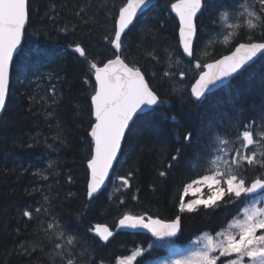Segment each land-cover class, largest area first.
I'll return each mask as SVG.
<instances>
[{"label":"trees","instance_id":"trees-1","mask_svg":"<svg viewBox=\"0 0 264 264\" xmlns=\"http://www.w3.org/2000/svg\"><path fill=\"white\" fill-rule=\"evenodd\" d=\"M126 2L28 0L25 42L13 64L8 104L0 122V264H56L59 258L49 255L56 232L72 234L65 223L79 234L75 256L81 264L93 258L97 264L100 259L115 264L116 258L146 246L151 239L118 233L104 243L88 231L96 224L115 229L125 214L164 221L179 215L178 242L184 244L200 234L224 230L246 205L241 198L220 201L215 209L179 211L184 186L207 174L197 166V153L205 150L210 133L228 128L236 139L243 129L233 131L229 121L247 123L257 117L264 104V56L203 104H193L189 97L191 85L202 72L197 62L203 66L240 43L264 41V34L256 31L249 38L241 29L231 42L222 36L218 41L215 35L221 28L212 23L216 8H205L197 21L194 57L188 60L179 42V21L170 7L175 0H159L123 37V59L141 68L165 103L155 113L135 120L112 179L89 201L87 161L93 148L89 133L96 87L89 65L100 66L114 58V49L104 37L111 38L114 17ZM211 2L218 6L221 0ZM236 3L239 6L241 0ZM76 44L85 49L86 58L71 50ZM166 71L175 76H165ZM180 72L185 75L181 77ZM186 130L192 132L190 145L178 139ZM177 147L182 148V157L172 162ZM169 163L175 166L168 169ZM161 171L168 174L161 177ZM261 174L264 168L259 167L247 173L249 179ZM122 176L129 179L128 187L122 186ZM25 210L33 213L32 219L23 215ZM49 224L55 227L49 229Z\"/></svg>","mask_w":264,"mask_h":264},{"label":"snow or ice","instance_id":"snow-or-ice-1","mask_svg":"<svg viewBox=\"0 0 264 264\" xmlns=\"http://www.w3.org/2000/svg\"><path fill=\"white\" fill-rule=\"evenodd\" d=\"M150 3L151 0H127L119 7L118 15L114 17L111 38L104 37L114 49V58L108 59L102 67L95 62L89 65L94 73L96 85L91 96L95 122L89 133L94 147L87 161V168L90 170L87 197L90 200L100 190L113 167V162L117 160L122 140L133 118L139 119L137 114L143 112L145 106L151 107V111L155 113L156 109L165 103L149 85L141 68L135 65L130 67L122 58V37L127 35L125 30L132 24L137 13L147 8ZM170 7L179 18V42L183 46V53L189 57H194L193 38L198 31L196 17L198 13L202 15L205 8H216V18L212 23L218 24L223 30L225 42L237 38L241 29L246 31L249 38L256 31L264 34V0H255V3L241 0L239 6L236 0H221L218 6L213 5L211 0H175ZM28 23V0H0V111L4 110L10 91L14 54L19 56L22 53L21 42ZM74 51L80 57L86 58L85 49L80 44L75 45ZM258 54L264 56V41L250 40L248 43H240L231 55L203 65L208 71H203L192 85L189 97L191 103L203 104L215 89L226 86V80L246 71L247 66ZM153 59L156 57L153 56ZM195 66L202 67L199 62ZM164 75L175 76V73L166 71ZM179 75L183 77L185 74L180 72ZM175 91L180 92L179 89ZM171 119L175 121L176 117L173 115ZM229 128L233 131L242 128L243 131L239 132L236 139H232L233 133L229 132L228 128H216L210 133L205 150L197 153V166L204 168L207 174L200 175L186 184L183 192L187 195L192 190L193 195L199 194L201 198L185 203L181 197L179 211L191 213L201 205L207 209H215L220 207V201L232 203L243 198L247 202L242 210L243 218L234 219L227 230L217 232L215 237L207 236L206 243L189 255L166 261L165 264H217L220 257L233 256L234 258L227 260V264H245V258L247 264H264V174L252 179L247 175L252 167L264 168V104L261 105L257 117L247 123L229 121ZM178 139H181L183 144L190 145L192 132L186 130L182 138ZM181 157L182 148L177 147L171 161L178 162ZM174 166V163H169L167 168ZM167 174L166 171L159 173L161 177ZM119 179L122 186H129L127 177L122 176ZM204 188L207 189L206 198H203ZM225 197L228 199L225 200ZM40 211V208L36 209L37 213ZM23 215L29 219L33 218V213L28 210H25ZM119 225L144 228L157 241L170 242L181 229V217L177 215L168 222L159 218L125 214ZM53 227L55 225H48L49 229ZM64 227L72 234L56 232L50 258L58 257L56 264H81V260L75 256L79 234L67 223ZM88 231L94 232L99 240L105 243L113 235L106 226L97 225ZM153 246L160 245H149V248ZM89 247L95 251L93 245ZM145 251L137 248L131 255L116 258L115 264H133ZM89 264H97L96 259H91ZM99 264H105L104 260L100 259Z\"/></svg>","mask_w":264,"mask_h":264},{"label":"water","instance_id":"water-1","mask_svg":"<svg viewBox=\"0 0 264 264\" xmlns=\"http://www.w3.org/2000/svg\"><path fill=\"white\" fill-rule=\"evenodd\" d=\"M158 2H159V0H151V3L148 5L147 8L143 9V11L138 12L137 15L133 18V22H132V24H130V25H129V28L125 30L126 33H128V31L130 30V28L134 26V24L136 23V21L138 20L139 17H141L143 14L147 13V12H148L152 7H154ZM172 13H173V15L177 18V20L179 21V18L176 16V14H175L173 11H172ZM199 17H200V14L198 13V14H197V17H196V21H195L196 24H197V21H198V18H199ZM27 28H28V25L26 26V30H27ZM25 32H26V31H25ZM197 33H198V31H197ZM122 39H123V37H122ZM196 41H197V35L193 38V45H194V48H195ZM24 42H25V34H24V36L22 37V42H21V44H22V48H23V46H24ZM256 42H258V41H256ZM243 43H245V42H243ZM238 45H239V44H238ZM238 45H237V46H238ZM237 46H236V47H237ZM236 47L233 49L232 52H230V53H228V54H226V55H224V56L231 55V54L235 51ZM181 49H182V51H183V46H182V45H181ZM71 50H72L73 52H75V51H74V48H71ZM75 53H76V52H75ZM77 54H78V53H77ZM78 55H79V54H78ZM184 55H185V57H186L188 60H192V59H193V57H189V56H187L186 53H184ZM16 57H17L16 54H14V61H15ZM222 57H223V56H222ZM222 57H220V58H218V59H221ZM260 57H261V55L258 54L257 57L254 58V61H253V62H250V65H249V66H251V65H253L255 62H257V61L260 59ZM81 58H84V57H81ZM218 59H217V60H218ZM14 61H13V64H14ZM215 61H216V60H215ZM215 61H212V62H209V63H214ZM125 62H126V61H125ZM126 63H127V62H126ZM102 66H103V65H101V66H99V67H102ZM129 66H130V65H129ZM249 66H247V67H249ZM130 67H131V66H130ZM12 68H13V65H12ZM12 68H11V72H10V87H11ZM203 71H208V69H207L206 67H203ZM203 71H202V72H203ZM199 76H200V75H199ZM199 76H198L197 79H199ZM237 76H238V75H237ZM237 76L231 77V78H229L228 80H226V81H225V85H226V86L229 85V84H230V83H231V82H232ZM145 78H146V80H147L146 75H145ZM197 79H196V80H197ZM196 80L194 81V83H193L192 85L195 84ZM94 81H95V76H94ZM147 81H148V80H147ZM148 83H149V82H148ZM149 85H150V84H149ZM192 85H191V87H192ZM223 88H224V87H223ZM220 89H222V88L215 89V90L213 91V93L216 92V91H218V90H220ZM9 92H10V91H9ZM8 99H9V95H8V97H7V99H6V104H5V108H4V110H3V111H0V122H1V120H2V117H3L4 113H5V110H6V107H7V104H8ZM152 107H155V106H152ZM148 112H151V107H149V106H145L144 111L141 112V113H138L137 115L140 116V115H143V114L148 113ZM93 119H94V121H95L94 115H93ZM136 119H137L136 117L133 118V121H131L130 124H129V128L126 130L125 137H124V139L122 140L121 151H120V152L118 153V155H117V160L113 162V167L109 170V174H108V176L106 177L104 184L101 186L100 190H99L96 194H94V197H93L91 200L88 198L89 201H92L93 199L97 198V197H98V196H99V195L105 190L106 185H107V184L109 183V181L111 180V178H112V176H113V173H114V170H115V168H116V165H117V163H118V161H119V159H120V156H121V153H122V150H123V146H124V142H125L126 136H127L128 132H129V130H130V128L132 127V125H133V123L135 122ZM90 137H91V136H90ZM91 139H92V138H91ZM93 147H94V144H93ZM89 179H90V170H89ZM98 225H99V226H102V227L106 226V225H102V224H98ZM96 226H97V225H96ZM106 227H108V226H106ZM108 228H109V227H108ZM109 230L112 231L110 228H109ZM116 232H125V233H144V234H148V235L152 236V234H151L147 229L140 228V227H137V228L121 227V226L119 225V223H118V228H117ZM116 232H113V231H112L113 235L109 238V240L112 239V238L115 236V233H116ZM93 234H94V236H96L94 232H93ZM180 234H181V229H180V231L177 233V236H175V237H173V238H171V239H175V238L179 237ZM96 237L99 238L98 236H96ZM152 237H153V236H152ZM153 238L156 239L155 237H153Z\"/></svg>","mask_w":264,"mask_h":264},{"label":"rangeland","instance_id":"rangeland-1","mask_svg":"<svg viewBox=\"0 0 264 264\" xmlns=\"http://www.w3.org/2000/svg\"><path fill=\"white\" fill-rule=\"evenodd\" d=\"M216 32H217L216 33L217 35H215V36L218 37L217 38L218 41H219V36H222V38H224V35L222 34V32H223L222 29L220 31H216ZM232 40L233 39H230L228 41V43L231 42ZM203 191L205 193L203 198H206L207 189L204 188ZM197 198H201V197L199 196V194L193 195L192 190H190L187 195L184 194V197H183L185 203L189 202L192 199H197ZM200 207H202V205ZM237 218H239V219L243 218L242 211ZM237 218H235V219H237ZM230 223L228 224V226L224 230H227L229 228ZM233 231H235V229H233ZM209 235L215 237L216 234L203 233L201 235L196 236L189 243H185V244H182V243H152V245H160L159 247L163 248L164 252L166 254L164 256H155L154 253H150L149 256L147 257L148 258L147 259L145 255L149 252L145 251L141 257H138L137 260L133 262V264H136L139 259L142 260V262L140 264H165L166 261L175 260V259H178L182 256L189 255L192 251H195L198 247H202L203 244L206 243V238ZM232 258H234V256L233 257H220V259L217 261V264H227V260L232 259ZM245 264H247V258H245Z\"/></svg>","mask_w":264,"mask_h":264},{"label":"flooded vegetation","instance_id":"flooded-vegetation-1","mask_svg":"<svg viewBox=\"0 0 264 264\" xmlns=\"http://www.w3.org/2000/svg\"><path fill=\"white\" fill-rule=\"evenodd\" d=\"M176 241H178V240H176ZM146 250H147V248H146ZM153 250H155V249H153ZM148 257V256H147ZM146 257V258H147ZM148 259V258H147ZM142 262V260L141 259H139L138 261H137V263L136 264H140Z\"/></svg>","mask_w":264,"mask_h":264},{"label":"bare ground","instance_id":"bare-ground-1","mask_svg":"<svg viewBox=\"0 0 264 264\" xmlns=\"http://www.w3.org/2000/svg\"><path fill=\"white\" fill-rule=\"evenodd\" d=\"M201 15V14H200ZM139 19V18H138ZM137 22V21H136ZM205 24V23H204ZM135 25V24H134ZM132 28V27H131ZM130 28V29H131ZM129 32V31H128ZM236 39V38H235ZM72 48H74V47H72ZM112 179V178H111ZM110 182V181H109ZM109 184V183H108ZM108 184L106 185V187L108 186ZM106 187H105V189H106Z\"/></svg>","mask_w":264,"mask_h":264}]
</instances>
